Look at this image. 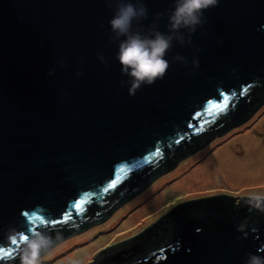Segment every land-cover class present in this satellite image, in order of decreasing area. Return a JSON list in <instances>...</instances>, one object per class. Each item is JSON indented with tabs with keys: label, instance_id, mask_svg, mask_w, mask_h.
I'll return each mask as SVG.
<instances>
[{
	"label": "water",
	"instance_id": "obj_1",
	"mask_svg": "<svg viewBox=\"0 0 264 264\" xmlns=\"http://www.w3.org/2000/svg\"><path fill=\"white\" fill-rule=\"evenodd\" d=\"M143 2L142 28L165 13L156 24L166 32L173 0ZM113 14L107 0H0V248L12 254L0 264H14L11 230L49 232L66 223L74 228L67 236L104 219L264 102L253 100L264 91V0H218L191 43L173 41L164 77L135 95L121 83L128 77L116 59L118 41L109 39ZM238 197L174 205L129 237L159 230L143 245L149 251L123 264H244L249 253L264 255L257 252L264 249V214L249 213L245 195ZM76 201L81 209L70 211ZM245 220L242 238L237 227Z\"/></svg>",
	"mask_w": 264,
	"mask_h": 264
},
{
	"label": "clouds",
	"instance_id": "obj_2",
	"mask_svg": "<svg viewBox=\"0 0 264 264\" xmlns=\"http://www.w3.org/2000/svg\"><path fill=\"white\" fill-rule=\"evenodd\" d=\"M218 0H173V7L167 13L166 32L157 28L156 20L165 13H157L154 20L144 30L140 24L147 19L148 10L143 0H107L114 14L109 19L111 35L109 39L118 41L116 59L123 75L128 77V94L135 95L142 85H151L166 74L169 61L165 56L173 46V41L191 43V34L205 23L204 12L215 7ZM186 30V32H185ZM103 60V57H100ZM174 60L187 63L180 55ZM62 64L63 61H60ZM194 66L198 61L192 60ZM52 70L49 71V75ZM76 75H80L79 72ZM242 204L249 213L264 214V192H250L242 197ZM247 221L238 225L237 231L247 238ZM252 231H255L253 228ZM8 240L15 246L13 260L19 264H43L44 258L61 240L59 233L52 235L44 230L30 229L27 233L11 230ZM264 249H257L261 252ZM66 264H83L78 258H69ZM244 264H264V255L249 253Z\"/></svg>",
	"mask_w": 264,
	"mask_h": 264
},
{
	"label": "bare ground",
	"instance_id": "obj_3",
	"mask_svg": "<svg viewBox=\"0 0 264 264\" xmlns=\"http://www.w3.org/2000/svg\"><path fill=\"white\" fill-rule=\"evenodd\" d=\"M238 134V133H237ZM245 142L243 143V154L240 155L234 151L228 144L219 146L213 153L205 154L201 150L184 160L176 169L163 175L158 180L151 183L149 187L143 190L138 196L133 198L121 209H119L107 222L108 227L112 226L119 217L136 203L142 201L144 205L135 210L129 218L123 222L120 229L129 230L138 221L145 220L146 214L152 210L158 209L162 203L163 194L157 191L153 197H147L153 193L162 182L172 178L173 189L190 192H200L206 189L225 186L229 189H241L250 191H260L264 189V145L252 131H244ZM206 156L203 161L195 166L191 164L200 156ZM201 156V157H202ZM130 227V228H129ZM90 232H86L79 237L69 238L57 245L51 252L61 251L73 244L89 237ZM93 246L88 250L81 251L79 254H70L63 260L66 262L69 258H78L84 261L90 257Z\"/></svg>",
	"mask_w": 264,
	"mask_h": 264
},
{
	"label": "rangeland",
	"instance_id": "obj_4",
	"mask_svg": "<svg viewBox=\"0 0 264 264\" xmlns=\"http://www.w3.org/2000/svg\"><path fill=\"white\" fill-rule=\"evenodd\" d=\"M249 130L252 131V133L256 134L257 137L260 140V144L264 145V102L249 116L248 119H246L244 122L238 125L231 126L229 129H227L222 134L214 135L213 138L206 143L205 145L201 146L199 149L195 150L190 155L184 157L181 159L171 170L165 172L164 174L158 176L155 178L152 182L155 180H158L163 175L170 173L174 169H176L181 163L184 162V160L188 159L198 151H205V154L213 153L214 151H217L216 149L223 145L228 144L231 146V148L234 149L237 153L240 155L243 154V143L245 142V135L242 136L244 131ZM238 133V134H237ZM200 156L199 159H195L191 164L193 166L201 163L203 159L206 156ZM173 179L169 178L168 180L162 182L160 186L149 196L147 197H153L157 194V191H160L163 194L162 203L158 209L152 210L145 216V220L134 224L129 230H122L120 229L123 225V222L126 221L129 216L137 209L140 208V206L144 205L141 203L142 201L136 203L134 206L130 207L128 211H126L124 214H122L119 219L115 221V223L108 227L107 222L111 219V217L119 210L121 209L125 204H127L129 201H131L133 198L138 196L143 190H145L147 187L151 185L149 183L144 189L139 191L138 193L134 194L132 197L124 201L122 204H120L118 207H115L114 210L104 219L95 221L92 224L86 226L84 229L77 231L73 234L67 235L63 237L57 245L62 243L63 241L72 238V237H79L80 235L90 232L89 237L87 239L80 241V242H74L73 244L69 245L65 249L52 253L51 251L57 246H55L44 258L43 264H66V262L63 260L66 256L70 254H79L81 251L88 250L90 247L93 246V249L91 251L90 257L83 262V264H87V262H90L93 259V255L101 250L102 248L115 243L117 241L129 238L130 236L138 233L141 231L144 227H146L148 224L155 221L157 218H159L162 214H164L166 211H168L170 208H172L174 205L184 202L188 199L202 197V196H208L213 194H222L226 193L229 195L234 196L235 198H238V196L247 195L250 192H258V191H250L245 190V188L241 189H229L225 186L215 187L214 189L209 188L204 191L200 192H186L184 190H177L173 189ZM259 192H264L263 190H260ZM155 194V195H154Z\"/></svg>",
	"mask_w": 264,
	"mask_h": 264
},
{
	"label": "trees",
	"instance_id": "obj_5",
	"mask_svg": "<svg viewBox=\"0 0 264 264\" xmlns=\"http://www.w3.org/2000/svg\"><path fill=\"white\" fill-rule=\"evenodd\" d=\"M263 97H264V91L258 92L253 96V100H255L254 102L257 103ZM221 126H222L221 124L217 125V127H220L219 128L220 131H222L224 129V126H222V127ZM214 133L217 135L218 131H215ZM129 194L130 193L124 194L123 196H125V195L129 196ZM238 198H236V199H238ZM116 201H119V198L112 200V202H110L109 204L112 205V203H114ZM96 220H98V219H96ZM86 221H88V220H86ZM69 228H70V230L74 229L70 226H67L66 223H62L61 225H57V226H53V227L51 226V227H49V229L47 228L46 230H48L49 231L48 233H50L52 235L59 233L61 236V239H62L63 236H65L66 233H68L67 230H69ZM158 232H159V230H157V229H155V230H151V229L149 230L148 229V231L147 230L143 231L142 233L135 235V237L133 239L129 238L128 240H125V242H123L120 246H118L115 249H112L111 253L109 255H107L105 258L99 259L98 263L94 262L93 264H123L126 262L129 263L131 259L140 257L142 254L149 251L148 248H143V245H148V241H147L148 238H152V236H154ZM13 262H14V264H19L18 259L14 260Z\"/></svg>",
	"mask_w": 264,
	"mask_h": 264
},
{
	"label": "snow or ice",
	"instance_id": "obj_6",
	"mask_svg": "<svg viewBox=\"0 0 264 264\" xmlns=\"http://www.w3.org/2000/svg\"><path fill=\"white\" fill-rule=\"evenodd\" d=\"M223 99H224V100H228V97H227V96H224ZM220 107L223 108L224 106L221 105ZM177 142H179V141H177ZM120 171L123 172L124 169L121 168ZM129 171H131V168H129ZM120 179H121V177H116L115 179H113L110 183L107 184L106 187L103 188V192L107 193L110 189H113V188L116 186L117 182H118ZM67 207H68V209H69L70 211H71V210H79V209H81V202L76 201V202H74L73 204L68 205ZM23 215H24L25 217H27V216H29L30 214H29L28 212H25V213H23ZM64 219H65V220L69 219V216H65ZM60 222H61V221H58V220H51V221H50V223H53V224H55V223H60ZM0 253H2V255H0V261H4L5 259H8V258H10L11 255H12L10 252H6V251H4L3 248H0Z\"/></svg>",
	"mask_w": 264,
	"mask_h": 264
}]
</instances>
